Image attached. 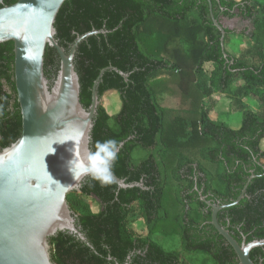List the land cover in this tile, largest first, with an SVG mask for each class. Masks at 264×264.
Instances as JSON below:
<instances>
[{
  "label": "trees",
  "instance_id": "obj_1",
  "mask_svg": "<svg viewBox=\"0 0 264 264\" xmlns=\"http://www.w3.org/2000/svg\"><path fill=\"white\" fill-rule=\"evenodd\" d=\"M211 9L218 21L240 16L253 27L250 34L226 27L228 57ZM55 27L67 49L79 35L99 31L86 37L76 54L86 108L103 69L116 67L128 74L107 69L99 83L102 103L92 148L108 139L124 142L113 172L144 186L124 189L113 180L102 185L87 178L80 192L68 195L87 241L59 232L50 239L53 260L187 264L185 254L201 253L212 264H240L233 247L212 225V208L201 194L214 203H230L254 174L245 197L222 209L218 220L239 242L264 239V0H66ZM236 40L243 51L233 54L228 46ZM14 65V42L0 43V148L16 141L23 127ZM59 65L56 49L48 45L49 79L56 77ZM205 75L208 84L203 89ZM213 93L226 95L232 112H242L239 128L212 118L205 99ZM113 94L120 97L115 115L103 104ZM244 99L253 100L257 109ZM173 181L176 212L168 203ZM136 215L143 219L146 234L133 226ZM171 217L176 226L161 232L179 234V249H167L152 238ZM251 258L264 264V246L253 249ZM190 264L198 263L191 259Z\"/></svg>",
  "mask_w": 264,
  "mask_h": 264
},
{
  "label": "water",
  "instance_id": "obj_2",
  "mask_svg": "<svg viewBox=\"0 0 264 264\" xmlns=\"http://www.w3.org/2000/svg\"><path fill=\"white\" fill-rule=\"evenodd\" d=\"M65 1L18 0L5 5V0H0V43L14 42L15 84L23 121L18 139L0 148V264H57L50 239L59 232L67 231L87 241L77 226L78 215L68 195L80 192L91 176L77 173L74 178L67 162L93 151L94 121L102 103L98 86L105 71L115 69L128 76L116 67L103 69L94 82L90 107L84 106L76 54L79 44L99 31L79 35L69 49L63 46L57 39L55 23ZM211 16L222 33V50L228 57L227 26L216 19L212 9ZM48 45L60 58L54 79L45 73ZM123 145L120 143L119 151ZM254 177H249L239 197L230 203H214L201 194V200L212 208V225L233 247L240 264H261L251 258V251L264 246V239L248 242L244 238L239 242L220 224L218 213L238 204ZM112 180L124 189L144 186L143 182L128 183L114 172Z\"/></svg>",
  "mask_w": 264,
  "mask_h": 264
},
{
  "label": "rangeland",
  "instance_id": "obj_3",
  "mask_svg": "<svg viewBox=\"0 0 264 264\" xmlns=\"http://www.w3.org/2000/svg\"><path fill=\"white\" fill-rule=\"evenodd\" d=\"M224 24L229 27L231 30L235 31L236 33H245L250 34L253 30V27L251 25V22L249 20H245L242 17L238 16L233 19H224ZM229 50L233 54H238L243 51L241 44L236 40V42L232 45L228 46ZM208 84V78L207 76H203L201 78V86L204 89V87H207ZM176 95V94H175ZM178 97V95H176ZM226 95H223L221 93H213L210 96L206 97L205 101L207 103V106L210 109V114L212 118L214 119H220L222 118L230 124L233 128H239L242 122V112H232L231 108H229L230 104L232 103L227 100ZM247 105H249L251 108L257 109L256 103L253 100L250 99H244ZM103 104L107 106V109L111 115H115L118 113L120 109V97L117 94L110 95L106 97L103 100ZM229 104V106H228ZM175 181L172 182V187L169 191V199L168 203L171 206L172 210L174 212L177 211L178 207L175 202V190H174ZM99 207V204L96 202L94 204V209L97 210ZM135 221L133 223V226L139 231L146 234V229L144 226L143 219L139 217V215H136L134 217ZM175 223L173 218L171 217L167 222H163L160 224V229L155 234L152 235V238L160 242L164 247L167 249H179L180 247V236L179 234L174 236L169 235H163L161 231L163 230H173L175 227ZM194 259V261L198 264H202L203 262H206L207 264H212L211 259L209 256L205 254H185V260L187 261V264H190V260Z\"/></svg>",
  "mask_w": 264,
  "mask_h": 264
},
{
  "label": "clouds",
  "instance_id": "obj_4",
  "mask_svg": "<svg viewBox=\"0 0 264 264\" xmlns=\"http://www.w3.org/2000/svg\"><path fill=\"white\" fill-rule=\"evenodd\" d=\"M119 152L118 142L114 139L98 141L94 151H89L79 159H71L67 167L71 174L80 177L90 175L102 185L108 184L113 179V165Z\"/></svg>",
  "mask_w": 264,
  "mask_h": 264
}]
</instances>
